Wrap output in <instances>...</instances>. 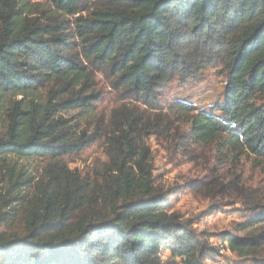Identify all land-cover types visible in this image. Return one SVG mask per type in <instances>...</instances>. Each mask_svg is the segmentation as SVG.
<instances>
[{"label": "trees", "instance_id": "trees-1", "mask_svg": "<svg viewBox=\"0 0 264 264\" xmlns=\"http://www.w3.org/2000/svg\"><path fill=\"white\" fill-rule=\"evenodd\" d=\"M84 1L51 0L67 15ZM32 14L24 0H0V264H163L166 248L202 264L205 246L166 208L133 116L104 137L108 162L92 176L62 162L103 137L76 127L92 126L99 99L61 25ZM76 25L84 59L148 105L179 71L220 61L219 105L176 102L165 115L190 124L200 144L223 137L264 161V0H102ZM33 158L48 163L35 184L19 167ZM237 231L222 237L229 250L264 264V205Z\"/></svg>", "mask_w": 264, "mask_h": 264}, {"label": "rangeland", "instance_id": "rangeland-1", "mask_svg": "<svg viewBox=\"0 0 264 264\" xmlns=\"http://www.w3.org/2000/svg\"><path fill=\"white\" fill-rule=\"evenodd\" d=\"M24 1L34 13L31 16L41 23L61 25L72 55L87 68L91 92L95 91L99 99L94 104L96 120L92 126L79 121L76 127L78 131L85 128L93 132L92 139L99 136L97 133L103 137L82 151L63 157L68 169L78 176H92L95 170H101L108 162L104 137L118 134V130L112 129L123 124L128 115L133 116L143 126V130H138V141L148 150L154 185L166 208L188 220L205 246L199 255L202 264H256L253 257H238L231 252L222 237L224 233L244 235L237 231L238 224L264 205V161L245 148L232 150L223 137L213 144H200L193 139L190 124L165 115L176 102L197 110L219 105L226 81L223 64L210 62L202 68L193 66L189 71H179L157 92L155 103L148 105L133 99L103 66L91 64L82 56L76 24L79 18L89 17L94 8L100 7L102 0H85L72 15L56 11L51 0ZM195 61L198 59L194 58ZM62 114L69 118L73 112ZM47 164L44 158H33L20 160L19 167L35 184L44 175ZM160 258L163 264H185L167 248L161 251Z\"/></svg>", "mask_w": 264, "mask_h": 264}]
</instances>
